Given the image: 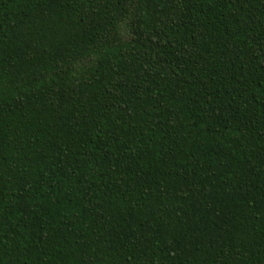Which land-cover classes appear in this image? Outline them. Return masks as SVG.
<instances>
[{
	"label": "trees",
	"instance_id": "16d2710c",
	"mask_svg": "<svg viewBox=\"0 0 264 264\" xmlns=\"http://www.w3.org/2000/svg\"><path fill=\"white\" fill-rule=\"evenodd\" d=\"M0 264H264V0H0Z\"/></svg>",
	"mask_w": 264,
	"mask_h": 264
}]
</instances>
